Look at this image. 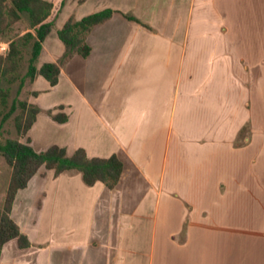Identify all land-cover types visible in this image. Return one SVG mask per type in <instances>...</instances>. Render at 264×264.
Wrapping results in <instances>:
<instances>
[{"label": "crops", "instance_id": "0c3cea01", "mask_svg": "<svg viewBox=\"0 0 264 264\" xmlns=\"http://www.w3.org/2000/svg\"><path fill=\"white\" fill-rule=\"evenodd\" d=\"M104 7L116 12L87 35L89 55H74L54 86L31 82L28 102L40 112L27 137L36 151L58 144L68 155L115 154L119 181L109 189L85 184L77 170L55 176L41 167L11 217L21 200L61 225L37 240L12 217L31 245L7 242L0 264L41 253L54 264L55 252L59 264H264V0ZM50 33L37 67L63 52L61 41L49 47ZM60 84L64 98L45 103ZM58 110L67 116L52 118L62 142L36 146L40 113ZM76 119L81 140L71 134Z\"/></svg>", "mask_w": 264, "mask_h": 264}, {"label": "trees", "instance_id": "16d2710c", "mask_svg": "<svg viewBox=\"0 0 264 264\" xmlns=\"http://www.w3.org/2000/svg\"><path fill=\"white\" fill-rule=\"evenodd\" d=\"M65 3L66 0H60L58 11ZM56 6L50 0H0V35L6 34L23 14H26L30 25L29 31L18 39L11 40L7 52L0 54V109L8 106L10 86L16 81H19V90L24 86L26 79L32 82L37 75H41L50 86L56 85L64 64L76 54L82 57L89 55L91 47L86 38L92 28L106 22L116 12L111 7H104L79 19L68 17L57 29V37L64 46L63 52L57 61L43 62L37 67L42 43L54 27ZM123 15L129 20L141 23L131 13ZM29 44L31 50L27 70L21 77L23 49ZM33 94L36 95V92ZM17 108L20 111L14 119L15 128L19 136L25 137L36 121L40 108L26 100L14 99L2 120H6ZM51 116L57 122L67 120V116L61 111ZM0 154L10 168L3 205L0 207V255L3 246L11 240H16L19 248L31 245L27 235L11 217V211L18 191L27 187L29 180L41 167L53 170L55 176L67 170H77L81 172L85 184L93 185L99 181L109 189L116 186L123 170V163L115 154L108 157H89L85 149L79 147L68 155L66 148L58 144L36 151L31 146L29 137H26L25 141L16 138L0 141Z\"/></svg>", "mask_w": 264, "mask_h": 264}, {"label": "rangeland", "instance_id": "374dc122", "mask_svg": "<svg viewBox=\"0 0 264 264\" xmlns=\"http://www.w3.org/2000/svg\"><path fill=\"white\" fill-rule=\"evenodd\" d=\"M53 3H55L57 6V12L54 11V16H55V23L54 27L52 29V32L50 33L47 42L50 45L49 47L53 49V47L57 43H61L60 40L57 38L55 32L57 29H59L62 24L66 21V19L70 16H73L76 19H79L86 14L93 12L95 10L101 9L103 6L106 5H117L119 8L125 9L126 7H129V5L137 4L139 0H66L65 5L58 11L59 7V2L60 0H50ZM133 8V7H132ZM128 11L130 12H136L133 9H129ZM56 13V14H55ZM30 30V25H29V20L26 16V14L22 15V18L17 21L9 31L6 32L4 35H0V41L2 42H7L9 43L11 40L18 39L20 36H22L25 32ZM30 44L23 49V61L20 69V76H24L27 70V63H28V58L30 56ZM7 52V51H6ZM5 52V53H6ZM3 53V54H5ZM42 58H38L36 64L40 63ZM45 60V59H43ZM38 79H41L40 81H45L44 78L41 75H37ZM18 84L19 81H16L10 86V94L8 98V106L6 108H1L0 109V141L4 142L7 138H16L20 139L22 141L26 140V137H21L16 131L15 128V116L19 113L20 109L17 108L6 120H2L3 115L8 111L12 101L16 99L17 101L20 100H26L28 101L33 92H32V86L31 82L26 79L24 86L19 90L18 89ZM41 84L37 83L36 88L40 87ZM34 89V88H33ZM63 91V84H60L59 87L52 92L50 95H44L43 100L45 103L50 104L51 102H57L59 100H62L65 95H62ZM72 98V97H71ZM76 100V97H74ZM59 112H48L50 114H54ZM74 126L75 132H72L71 134L75 136L77 139L84 138L82 133H80V126L79 120L76 119ZM72 126V127H73ZM80 126V127H78ZM65 135L64 130L60 127L59 124L54 122L52 120V117H49L44 111H42L39 115V120L33 130V137L36 141V146H43L47 143H60L63 140V137ZM90 138V137H89ZM88 137H86V140H90ZM9 176H10V168L5 162L4 158L0 154V207L3 205L4 201V196L6 192V188L8 185L9 181ZM22 199V198H21ZM32 201V200H31ZM31 203V202H30ZM17 209H15L14 215L12 214V217L16 220H19L23 218L24 224L26 223L27 226H31L30 230L32 231L33 236L37 240H46L49 235V232L51 230L57 229L61 225V220L60 219H53L51 220L46 212V210L41 213L36 212L33 210L32 212H27L25 209H22V203L21 200H18L17 203ZM44 205V204H43ZM49 207L51 204L48 205ZM45 207V206H44ZM29 211V210H28ZM49 231V232H48ZM57 235V234H56ZM9 243H13L16 245L15 240L9 241ZM8 243V244H9ZM9 249V248H7ZM9 253H12V251L8 250ZM61 252H55L54 253V259L53 262L54 264L57 263L59 264L58 260H61ZM61 263V262H60ZM23 264H47V255L46 253H41L39 256L35 259H31L30 257L23 262Z\"/></svg>", "mask_w": 264, "mask_h": 264}, {"label": "built area", "instance_id": "2783aa9c", "mask_svg": "<svg viewBox=\"0 0 264 264\" xmlns=\"http://www.w3.org/2000/svg\"><path fill=\"white\" fill-rule=\"evenodd\" d=\"M8 50V43L0 41V54L5 53Z\"/></svg>", "mask_w": 264, "mask_h": 264}]
</instances>
